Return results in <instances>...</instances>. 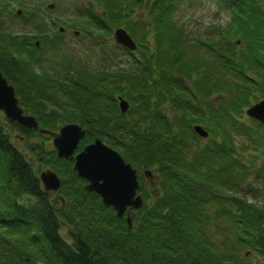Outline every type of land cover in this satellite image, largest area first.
Wrapping results in <instances>:
<instances>
[{
  "label": "trees",
  "instance_id": "1",
  "mask_svg": "<svg viewBox=\"0 0 264 264\" xmlns=\"http://www.w3.org/2000/svg\"><path fill=\"white\" fill-rule=\"evenodd\" d=\"M185 1L84 0L51 26L43 1L0 0V70L25 111L50 130L80 123L79 149L100 137L139 172L152 169L160 189L153 197L140 177L145 202L129 227L84 188L50 136L0 110V264L264 263V204L248 197L255 182L264 191V124L245 118L264 97V0H218L232 17L211 30L216 40L190 37L179 20ZM13 17L33 30L14 32ZM59 23L101 38L124 27L138 56L118 68L106 53L98 64L58 61L67 47ZM117 94L130 102L126 113ZM45 166L61 177L57 194L43 189Z\"/></svg>",
  "mask_w": 264,
  "mask_h": 264
},
{
  "label": "water",
  "instance_id": "2",
  "mask_svg": "<svg viewBox=\"0 0 264 264\" xmlns=\"http://www.w3.org/2000/svg\"><path fill=\"white\" fill-rule=\"evenodd\" d=\"M49 7L53 8L54 4H50ZM61 30L63 31V28ZM114 38L116 42L131 50L137 47L135 40L123 27L114 31ZM118 100L121 111L126 112L130 106L129 102L122 96H119ZM0 109L9 119L52 136L57 155L75 159L74 169L80 177L87 180L85 189L99 194L103 203L112 207L118 217L126 215L129 227H132L135 216L133 211L143 207L144 199L141 194H138L140 182L137 170L126 161L120 152L97 137L74 155L80 141L86 135V130L75 122L64 124L58 131L40 128L34 115L24 113V109L19 105L14 85L8 82L1 70ZM246 113L264 122V99L250 106ZM194 130L202 137L208 136V131L199 124L194 126ZM145 175L151 184L152 194L157 196L159 189L154 175L151 170H146ZM40 180L46 191L56 192L61 186L60 177L50 168L41 172Z\"/></svg>",
  "mask_w": 264,
  "mask_h": 264
},
{
  "label": "rangeland",
  "instance_id": "3",
  "mask_svg": "<svg viewBox=\"0 0 264 264\" xmlns=\"http://www.w3.org/2000/svg\"><path fill=\"white\" fill-rule=\"evenodd\" d=\"M43 1V13L45 15L46 22L53 26L54 20L56 18H62L64 20H72L75 14L78 12L77 4L84 3V0H42ZM41 0H37L38 3L42 4ZM186 3L179 12V20L183 23L185 29L188 31V34L192 39L198 37L209 38L212 37L216 40V37L219 35L211 30L214 29V26L225 27L231 21L232 13L225 6L220 4L218 0H186ZM54 4L53 8L49 7V4ZM88 4L85 2L84 5ZM81 5V4H80ZM16 10L18 7H15ZM1 9V8H0ZM7 21L9 17H4ZM9 28L14 32H23L24 30L32 31L31 26H26L24 19L13 17L11 22L8 23ZM65 26L62 23L56 25ZM55 26V27H56ZM66 27V26H65ZM73 28H67L65 30V41L66 46L64 49L66 51L63 53V56H60L58 61L64 59L68 56V60L75 59L76 55L79 59L83 61H89L94 64H98L100 56L103 53H106L111 58V61L114 63L113 67H121L128 65L130 60L133 58L132 55L128 54L126 50L116 46L114 36L107 35L105 38L99 37V35H91L86 33V31H81L79 35L74 34ZM214 31V30H213ZM101 41V42H99ZM96 42L100 43L97 44ZM202 54H205V50L201 49ZM66 54V55H65ZM138 56V53L136 54ZM57 61V62H58ZM206 141L208 138L205 139ZM237 139V144H239ZM24 147V145H20ZM264 156H259V161L263 159ZM45 166L41 170L45 169ZM145 182L149 184L145 178ZM254 187H257L256 190L248 195L250 201L257 202L259 204H264V191L261 183L255 182ZM247 190V186H244ZM67 229L62 230L63 234H66ZM251 259L254 261H259L258 257L255 254H249ZM261 264H264L261 262Z\"/></svg>",
  "mask_w": 264,
  "mask_h": 264
}]
</instances>
